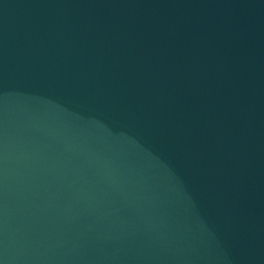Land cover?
<instances>
[{"label": "water", "instance_id": "1", "mask_svg": "<svg viewBox=\"0 0 264 264\" xmlns=\"http://www.w3.org/2000/svg\"><path fill=\"white\" fill-rule=\"evenodd\" d=\"M0 264H264V0H0Z\"/></svg>", "mask_w": 264, "mask_h": 264}]
</instances>
